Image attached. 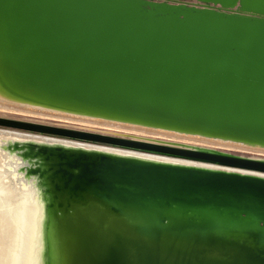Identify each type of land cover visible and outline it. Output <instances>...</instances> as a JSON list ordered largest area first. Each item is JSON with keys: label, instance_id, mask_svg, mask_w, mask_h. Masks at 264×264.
<instances>
[{"label": "water", "instance_id": "obj_1", "mask_svg": "<svg viewBox=\"0 0 264 264\" xmlns=\"http://www.w3.org/2000/svg\"><path fill=\"white\" fill-rule=\"evenodd\" d=\"M0 15V59L27 93L264 142V0H0ZM77 134L264 171L262 161ZM40 151L55 188L147 220L144 234L121 225L120 249L96 264H264V178Z\"/></svg>", "mask_w": 264, "mask_h": 264}, {"label": "bare ground", "instance_id": "obj_2", "mask_svg": "<svg viewBox=\"0 0 264 264\" xmlns=\"http://www.w3.org/2000/svg\"><path fill=\"white\" fill-rule=\"evenodd\" d=\"M2 29L0 15V40ZM13 79L11 69L0 59L1 118L64 129L72 134L0 124V264H96L105 258L109 247L120 249L121 225L141 234L149 226L144 217H128L91 193L77 198L55 188L57 175H50L52 160H47L41 149L104 153L264 178V171L88 138L77 133L262 162L264 142L50 101L27 93ZM22 146L30 150L36 148L46 168L28 170L36 160L23 157ZM36 171L44 175L45 185L38 174H31ZM51 185L53 191L49 188ZM57 196L62 198L63 205ZM167 238L166 232L164 240ZM153 261L163 264L154 258L150 264Z\"/></svg>", "mask_w": 264, "mask_h": 264}, {"label": "rangeland", "instance_id": "obj_3", "mask_svg": "<svg viewBox=\"0 0 264 264\" xmlns=\"http://www.w3.org/2000/svg\"><path fill=\"white\" fill-rule=\"evenodd\" d=\"M22 148L25 150V152H24V154H23V157H25V158H28V157H32V158H34V160H36L35 161V163L33 164V167L31 166V167H28V170L30 169V168H39V169H43V168H46V162L43 160V156L41 155V154H39L37 151H36V148H33V150H30L29 148H26L25 146H22ZM29 174V173H28ZM31 174L33 175H35V174H38V172L36 171L35 173H32L31 172ZM38 178H39V180H40V182L43 184V185H45V179H44V175L43 176H41V175H39L38 174ZM46 182H48L47 181V179H46ZM47 187V185L44 187V188H46ZM52 191H53V187H52V185L49 187ZM55 190V189H54ZM46 192V191H45ZM47 194H49L48 192H46ZM56 194V193H55ZM57 199L60 201V200H62V198H60V197H58L57 196ZM54 201V200H53ZM61 202V204L63 205L64 204V202L63 201H60ZM48 203H51V201H48ZM54 205L56 204V202L54 201V202H52ZM53 208V206L51 207V209ZM156 262H154L153 261V263L152 264H155Z\"/></svg>", "mask_w": 264, "mask_h": 264}]
</instances>
